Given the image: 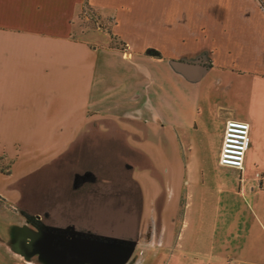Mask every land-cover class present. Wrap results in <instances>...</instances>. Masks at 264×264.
<instances>
[{
    "label": "crops",
    "instance_id": "obj_1",
    "mask_svg": "<svg viewBox=\"0 0 264 264\" xmlns=\"http://www.w3.org/2000/svg\"><path fill=\"white\" fill-rule=\"evenodd\" d=\"M89 2L113 35L75 36L81 0H0V264H64L66 233L264 264V0Z\"/></svg>",
    "mask_w": 264,
    "mask_h": 264
},
{
    "label": "rangeland",
    "instance_id": "obj_2",
    "mask_svg": "<svg viewBox=\"0 0 264 264\" xmlns=\"http://www.w3.org/2000/svg\"><path fill=\"white\" fill-rule=\"evenodd\" d=\"M73 14L69 22L73 24L75 36L86 39L91 36L105 38L111 31L114 18L105 16L92 6L89 0L73 5ZM107 13L109 10L103 9ZM113 44L123 47L114 37ZM144 246H133L128 243H115L81 235L66 233L65 263L72 264H179L171 254H161L158 250H147Z\"/></svg>",
    "mask_w": 264,
    "mask_h": 264
},
{
    "label": "built area",
    "instance_id": "obj_3",
    "mask_svg": "<svg viewBox=\"0 0 264 264\" xmlns=\"http://www.w3.org/2000/svg\"><path fill=\"white\" fill-rule=\"evenodd\" d=\"M251 125L246 120H228L225 124L219 162L241 170L245 167V157L251 147ZM264 180V173L262 174Z\"/></svg>",
    "mask_w": 264,
    "mask_h": 264
},
{
    "label": "trees",
    "instance_id": "obj_4",
    "mask_svg": "<svg viewBox=\"0 0 264 264\" xmlns=\"http://www.w3.org/2000/svg\"><path fill=\"white\" fill-rule=\"evenodd\" d=\"M262 5L264 6L263 2H262ZM109 33L111 35H113L112 31H110ZM12 164H13V160L11 158H8L5 155H0V171L1 172L6 173V172L10 171L12 168Z\"/></svg>",
    "mask_w": 264,
    "mask_h": 264
}]
</instances>
